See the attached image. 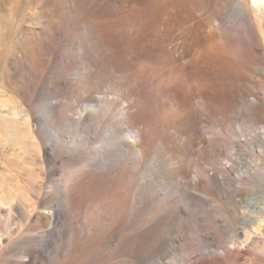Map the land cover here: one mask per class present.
<instances>
[{"label": "bare ground", "instance_id": "1", "mask_svg": "<svg viewBox=\"0 0 264 264\" xmlns=\"http://www.w3.org/2000/svg\"><path fill=\"white\" fill-rule=\"evenodd\" d=\"M5 1L11 6L0 11V46L13 56L30 51L37 61L47 55L48 75L28 93L39 107L36 119L69 130L63 161L74 170L64 184L66 217L110 192L125 159L140 173L121 185L114 237L152 204L176 207L152 244L145 242L148 249L129 254L125 264L161 258L179 226H204V212L214 213L218 230L236 233L233 248L204 255L201 264H247V241L240 247L235 238L256 222L254 241L264 253V0H58L63 14L52 26L25 13L28 0ZM16 58L19 81L31 66ZM239 58L261 74L255 84L239 78ZM14 102L0 96L2 107ZM57 135L49 136L50 159ZM200 183L217 192L216 201L197 195ZM61 214L55 209L48 217L55 223ZM113 255L103 254L109 261Z\"/></svg>", "mask_w": 264, "mask_h": 264}, {"label": "rangeland", "instance_id": "2", "mask_svg": "<svg viewBox=\"0 0 264 264\" xmlns=\"http://www.w3.org/2000/svg\"><path fill=\"white\" fill-rule=\"evenodd\" d=\"M10 6L8 1L0 0V11ZM62 8L58 0H28L24 12L32 15L36 13L40 15L43 25L52 26L60 23L64 9ZM13 55L5 46H0V96L7 94L11 102L15 101V104L11 103L6 107L0 105V264H74L78 258L83 259L81 264H107L109 260L103 256L106 253L115 256L108 264H123L125 259L132 260L129 254H142L145 242L152 244L157 232L161 231L160 222L165 218L171 219L172 215L176 214V207L168 205L155 208V204H152L138 215V223L125 235L114 237L111 232L115 229L114 223L118 215L114 214L112 209L116 202L125 198L121 185L131 175L137 178L140 173L133 171V161L124 159L123 167L118 170L120 175L111 191L101 200L92 199L85 209L76 212L72 217H66L63 203L64 184L69 181L74 170V166L71 167L72 165L63 161L69 144V130L64 125L57 128V125L48 119L43 122L37 120L36 110L39 107L28 97L32 88L42 87V77L48 75V69L44 66L47 55H44L45 58L43 55L37 56V61L33 60L30 51L26 52L25 57L15 54L31 66L30 70L23 69L24 76L27 77L19 81L13 65L16 57ZM247 60L239 58L237 63L233 61V64H236L239 78L244 83L255 84L261 74L253 65L251 67L250 61ZM31 73H38L39 78H34ZM31 78H34L35 82ZM27 106L29 108H26ZM19 109L30 116L15 117ZM56 132L59 138L53 146L55 158L50 159L46 149L50 144L49 136ZM212 173L211 171L210 174ZM197 195L212 203L217 200V192L212 189L205 190L203 183L198 185ZM170 204L179 205V202L173 199ZM95 206L101 208V215H95ZM55 209L62 214L59 221L53 223L48 216ZM226 212L231 215L228 210ZM201 217L204 225L202 228L187 231L184 226H179L180 231L175 242L164 249L163 256L146 263L201 264L204 255L217 256L223 253L224 247L233 248L230 240L236 231L226 228L218 230L216 224L210 221L214 218L212 212H204ZM90 218L92 224L86 222ZM254 225V230L249 229V235L237 231L240 239L235 238V241L240 247L247 241V264H264L261 243L254 241L255 235L259 234L258 230H255L257 222ZM201 237L209 241L207 247H202L199 240ZM148 245L147 249L150 246Z\"/></svg>", "mask_w": 264, "mask_h": 264}]
</instances>
